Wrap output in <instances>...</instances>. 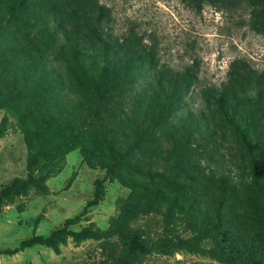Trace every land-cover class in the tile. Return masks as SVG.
Masks as SVG:
<instances>
[{
    "label": "rangeland",
    "instance_id": "1",
    "mask_svg": "<svg viewBox=\"0 0 264 264\" xmlns=\"http://www.w3.org/2000/svg\"><path fill=\"white\" fill-rule=\"evenodd\" d=\"M7 2L0 264H264V0ZM104 43L137 69L74 56ZM218 97L251 122L245 137ZM67 220L92 236L24 245Z\"/></svg>",
    "mask_w": 264,
    "mask_h": 264
},
{
    "label": "trees",
    "instance_id": "2",
    "mask_svg": "<svg viewBox=\"0 0 264 264\" xmlns=\"http://www.w3.org/2000/svg\"><path fill=\"white\" fill-rule=\"evenodd\" d=\"M182 2L186 3L188 6H190L192 9L196 11H201L203 6L205 4H211L213 0H181ZM8 7L11 10H14L17 7H22L25 9H29L34 5V0H8ZM98 20H101L104 16L105 12V7L103 6H98ZM112 45L110 44H103L101 48L95 52L93 55L86 54L81 52V50L74 51V56L78 57L79 62H82L84 64L86 63H92L94 61V58L101 59L104 54H113ZM136 58L133 57L129 53H124V55L121 56H116L114 55L113 57V63L117 65L118 67L123 68L124 70L130 71L133 70V68L136 70V65L134 64ZM116 73V70L113 66H109L106 68L105 73L106 74H113ZM170 89L169 92L166 94L168 96V99H176L179 100V97L173 98L174 94H177L178 91L180 90L179 85L175 83V81H170L169 84ZM216 105L218 106L219 110L225 117L226 121L229 123V125L239 134L245 137L246 132H248L251 126L250 121H241L239 120V114L238 111L234 109H229L225 104L224 101L221 97H218L216 101ZM246 119H248V116H246ZM42 154V153H41ZM108 174L111 176L112 173L108 171ZM151 178H155V176L150 175ZM7 193V192H6ZM8 194V193H7ZM5 196V191L2 193V196L0 197V204H1V199L2 197ZM262 197L264 199V190L262 192ZM94 204V203H92ZM171 210V209H170ZM71 220H67L64 223L63 228L60 230H56L52 232L48 237H40L36 236L24 243L25 246H33L35 244H45V245H53L57 241L63 240V238L67 235H71L75 239H83L87 237H91L92 233L91 231L84 229L79 232H70L67 231L66 227L71 224ZM230 222V220L227 221L225 217H220L219 215H216L215 218L213 219L212 223H210V227L213 229H216L221 236L223 237L224 240H229L230 239V234L228 233L227 229L225 227L227 224ZM132 246L138 250H144L141 242L137 238H132L131 240Z\"/></svg>",
    "mask_w": 264,
    "mask_h": 264
}]
</instances>
